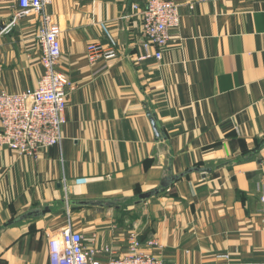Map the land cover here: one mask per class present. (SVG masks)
<instances>
[{
	"label": "crops",
	"instance_id": "crops-1",
	"mask_svg": "<svg viewBox=\"0 0 264 264\" xmlns=\"http://www.w3.org/2000/svg\"><path fill=\"white\" fill-rule=\"evenodd\" d=\"M172 1L180 24L161 60L139 61L148 0H50L69 83L62 139L35 156L0 149V264H50L68 226L100 262L132 240L163 264L264 262V0ZM18 13L0 0L9 94L43 73L41 15ZM91 43L117 58L90 64ZM171 176L183 177L139 200Z\"/></svg>",
	"mask_w": 264,
	"mask_h": 264
},
{
	"label": "built area",
	"instance_id": "built-area-1",
	"mask_svg": "<svg viewBox=\"0 0 264 264\" xmlns=\"http://www.w3.org/2000/svg\"><path fill=\"white\" fill-rule=\"evenodd\" d=\"M18 16L41 15L38 44L43 73L36 88L17 94L0 92V149H9L23 156H35L39 151L58 146L65 122L66 92L69 83L56 70L61 55L59 30L45 13L50 0H16ZM212 1V0H199ZM134 9L137 7L134 6ZM193 8V4L190 5ZM180 17L177 4L172 0H148L142 12V50L139 61H160L171 33L177 30ZM85 56L90 64L99 60L117 58L111 47L98 43L87 45ZM264 203V197L261 198ZM153 243L151 242L150 245ZM128 256L100 262L95 253L87 250L81 234L70 226L64 228L60 239L54 241L49 253L50 264H163L161 261L138 252L136 240L130 242ZM254 264H264L254 263Z\"/></svg>",
	"mask_w": 264,
	"mask_h": 264
},
{
	"label": "water",
	"instance_id": "water-1",
	"mask_svg": "<svg viewBox=\"0 0 264 264\" xmlns=\"http://www.w3.org/2000/svg\"><path fill=\"white\" fill-rule=\"evenodd\" d=\"M148 117H149V120L151 122V125H152V128H153L155 136L159 137V132H158V128H157V123H156L155 117L153 116V114H148ZM183 176H171V177L165 179V181H163L161 183L160 188H157V189H155V190H153L151 192H147V193L141 194L139 196V200L140 201L147 200V199H149L151 197H154V196L158 195L162 189L167 188L169 185H171L173 182L177 181L180 177H183ZM75 204L79 205V206H93V205H97V204H100V203L76 202ZM47 212H49L48 208H45L41 212L32 211V212H29L28 214L24 215L21 219L23 220V219H25L28 216H39L41 214L43 215V214H45Z\"/></svg>",
	"mask_w": 264,
	"mask_h": 264
},
{
	"label": "rangeland",
	"instance_id": "rangeland-1",
	"mask_svg": "<svg viewBox=\"0 0 264 264\" xmlns=\"http://www.w3.org/2000/svg\"><path fill=\"white\" fill-rule=\"evenodd\" d=\"M69 207V206H68ZM70 212V211H69Z\"/></svg>",
	"mask_w": 264,
	"mask_h": 264
}]
</instances>
